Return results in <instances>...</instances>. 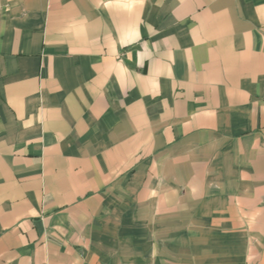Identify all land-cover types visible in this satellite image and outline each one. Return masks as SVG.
I'll use <instances>...</instances> for the list:
<instances>
[{
	"label": "crops",
	"instance_id": "obj_1",
	"mask_svg": "<svg viewBox=\"0 0 264 264\" xmlns=\"http://www.w3.org/2000/svg\"><path fill=\"white\" fill-rule=\"evenodd\" d=\"M0 264H264V0H0Z\"/></svg>",
	"mask_w": 264,
	"mask_h": 264
}]
</instances>
